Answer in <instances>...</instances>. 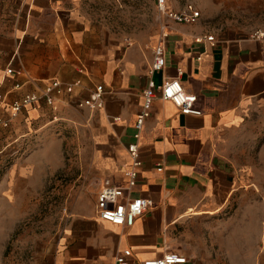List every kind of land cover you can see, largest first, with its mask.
I'll return each mask as SVG.
<instances>
[{
    "label": "crops",
    "instance_id": "1",
    "mask_svg": "<svg viewBox=\"0 0 264 264\" xmlns=\"http://www.w3.org/2000/svg\"><path fill=\"white\" fill-rule=\"evenodd\" d=\"M10 1L0 26V91L7 101L51 78L81 79V97L97 84L105 93L104 107L96 110L44 101L24 108L0 128V155L25 149L44 131L74 126L95 183L126 186L128 145L135 142L134 125L150 79L160 85L178 77L198 96L201 110L182 113L158 95L137 141L141 165L129 190L150 197L152 204L132 225H122L99 218L96 200H76L47 247L44 264H110L127 248L132 253L118 264H143L167 251L187 257L177 264H241L248 248L239 236L246 228L232 229L241 216L228 208L245 199L234 195L246 177L225 156L224 146L252 109L264 108V41L251 37L264 29V0H230L232 11L227 0H165L167 11L193 3L201 18L178 23L163 14L166 66L153 75L149 68L160 30L151 39H124L85 14L82 0ZM10 67L20 73L7 74ZM0 115L10 117L8 104H0Z\"/></svg>",
    "mask_w": 264,
    "mask_h": 264
},
{
    "label": "rangeland",
    "instance_id": "2",
    "mask_svg": "<svg viewBox=\"0 0 264 264\" xmlns=\"http://www.w3.org/2000/svg\"><path fill=\"white\" fill-rule=\"evenodd\" d=\"M227 1L232 11L235 5ZM10 5V0H0V26ZM81 7L102 22L104 31L124 39H151L166 20L155 0H82ZM57 128L30 140L23 150L5 149L0 155V264H44L47 247L74 202L96 200L100 185L81 154L78 129ZM224 154L246 177L245 187L234 195L245 199L228 208L241 216L232 229L246 228L239 238L245 237L247 258L240 262L264 264V108L252 109L230 133Z\"/></svg>",
    "mask_w": 264,
    "mask_h": 264
},
{
    "label": "built area",
    "instance_id": "3",
    "mask_svg": "<svg viewBox=\"0 0 264 264\" xmlns=\"http://www.w3.org/2000/svg\"><path fill=\"white\" fill-rule=\"evenodd\" d=\"M158 9L167 18L178 22L194 24L201 18V11L193 4L187 3L182 11H167L165 0H158ZM165 27V24L163 28ZM162 28V29H163ZM167 34L162 31L158 43L154 48V59L149 68V74L153 75L156 71H161L166 66L165 41ZM251 37L256 40L264 41V29L257 28L251 33ZM208 40H214L213 35L207 37ZM200 40V38H197ZM20 73L12 67L6 70L7 74ZM82 80L75 79L71 81L59 78L49 79L42 87L35 91L27 92L20 98L7 101L6 94L0 91V104L9 105L10 117L5 118L0 115V128L8 127L12 117H15L24 108L34 106L37 102L44 101L49 106L57 103L75 107L77 109L89 108L91 110L101 109L104 107L105 93L102 84L95 85L89 90V95L81 97ZM143 108L138 113L135 122V142L128 145V151L131 157V163L124 169L129 177L128 185L117 186L103 184L97 192L95 212L101 219L108 220L115 224L132 225L136 218L142 215L152 204V199L148 196H132L129 192L136 183L139 175V166L141 165V157L138 146V139L146 119L150 116L152 103L159 95L161 99L172 101L180 108L182 113L200 114L201 110L196 106L198 96L195 93L186 90L178 77L167 78L162 84L156 85L150 79L149 86L143 91ZM158 169H162L158 165ZM132 250L125 249L119 253L115 260L110 264H118L130 255ZM187 257L179 252L167 251L157 258H149L143 261V264H177L186 262Z\"/></svg>",
    "mask_w": 264,
    "mask_h": 264
}]
</instances>
